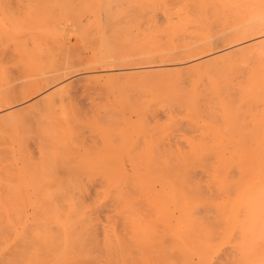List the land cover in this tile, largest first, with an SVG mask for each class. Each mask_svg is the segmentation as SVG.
I'll return each instance as SVG.
<instances>
[{
  "label": "bare ground",
  "instance_id": "bare-ground-1",
  "mask_svg": "<svg viewBox=\"0 0 264 264\" xmlns=\"http://www.w3.org/2000/svg\"><path fill=\"white\" fill-rule=\"evenodd\" d=\"M113 1L0 0V41L10 42L0 49V102L11 104L0 114V264H83L100 247L118 261L264 264V0ZM71 19L106 59H190L218 40L263 36L184 72L105 80L142 88L152 100L141 112L166 100L168 124L177 105L202 126L186 146L154 145L148 130L139 136L141 116L124 115L137 101L116 89V106L130 107L117 121L134 122L143 139L138 147L120 131L121 148L104 128L101 140L75 141L71 123L84 109L61 80L82 58L59 27Z\"/></svg>",
  "mask_w": 264,
  "mask_h": 264
},
{
  "label": "rangeland",
  "instance_id": "rangeland-1",
  "mask_svg": "<svg viewBox=\"0 0 264 264\" xmlns=\"http://www.w3.org/2000/svg\"><path fill=\"white\" fill-rule=\"evenodd\" d=\"M166 1L171 3V2H174L176 0H166ZM116 3H118V1L114 0L112 2L113 6H115ZM142 12L143 11H139L138 13L141 14ZM73 22H74L73 19L63 21L62 24H61V21H59V25H60L59 27H61L62 34L65 37V40L63 41V43H66L67 46L74 45V50L78 51V53H80L79 54L80 57L82 58V61H74V62H76V64L74 63V65H72L73 67H71V70H73V71L70 72V70H69L68 71L69 74L67 73V76L64 77V79L63 78H62V80L60 79L61 81L64 80V82L69 83V89L71 87L73 89H75V90L70 89V90H72V97L71 98H73V99H71V101H73V102L75 101L74 103H76L77 106L79 105L80 107H82V109H84L83 113H85V114H83L82 111L80 113H78L79 116L82 115L80 118L76 114L77 121L75 120V122L71 123L72 130L74 131V133L76 132V137L78 136L77 138L75 137V141L77 139H80L81 143H83L84 141L89 143L90 140L95 139V137H96V139L98 138L101 140L100 132L102 134L103 133L102 128H104V131L105 130L107 131L108 140L110 143H112V146L115 145L116 147L117 146L120 147V145H121V146H123L121 148L127 147V146H125V144H123V143H127V141L124 142V140L120 138L121 134H122V133H119L120 131L123 132V134L125 135V136L122 135V137H124L125 139H130L128 141H132V139H133V141L136 143V146H138V147H140L142 145L143 139L138 137V135H136L137 132H138V134L141 133L139 136L142 135L141 137H143V138L147 137L149 134H152L154 145H157L160 147H162V146H173V147H175V146H186L187 142H186L184 136H194L195 137L199 133V131L202 130V126L199 123H195V121L189 122L188 120L190 117H188V115H186V114H183L184 111H180L182 108L180 110H178V108H180V107L177 105L175 107V105L173 106V104H171L169 107H171V106L175 107L174 108L176 110V111H174L175 114H177L176 112H178V114L176 115L177 119L172 124H168V119H166L165 115H163L164 112L167 115V111L169 110V108L166 109V107L168 106V105L166 106V104H165V103H167L166 100H164V104L160 100L155 101V102H157V105L160 102L163 104V105H161V103L159 104L162 106L161 109H160L159 105L157 106L155 103H153L155 105H152V107L150 105L151 108L147 107L146 109H144L145 113H144V111L141 112L140 110H142V108H141L142 105H140V104L149 105V102H147V101L150 98L148 97L149 99L145 102L144 99H146L147 98L146 96H148V95H146L147 93L145 91H144V93H142L143 92V91H141L142 88H141V90L139 88V91H140L139 92L137 86H136L137 89L134 88L133 92H131L133 89L132 90L128 89L129 86L126 88H124V86H123L124 91L125 90L130 91V92L127 91L128 94L125 93L126 92L125 91L124 93L127 96H125V94H124V96L127 98L129 95H131V97H133L135 99L133 102L130 100L132 103H134L136 101L138 102L139 99H143L144 101H142V103H139V105L136 102L137 105L135 108L137 109V107L140 106L141 109L138 107L140 110L137 109V112L135 114H134V112L136 111V109L134 112L133 111H129V112L124 111V113H125L124 114L121 110H124V109L128 110V108L130 110L129 106L127 108V105H129V104H126V105L122 104L124 106V108L122 107V109L120 110L119 106L118 107L116 106L117 102H115L116 96L118 98V95H119V94L116 95L117 91L119 93V91L123 90V88L121 89L122 85L120 86V84L122 83V80L119 78V76L122 77L123 75L124 76L130 75V78H131V77H134L133 75L136 76V74L141 75L142 73H145V72H148V73L153 72V71L157 72V70H159V72H165V70H170L171 72H174V70L180 69L179 71L184 72L186 70L184 68L188 67L189 65H191L195 62H200L202 60L214 57L218 54H221L225 51L232 50V49H234L240 45H244L246 43H249L251 41L256 40L258 37L263 36V35H260V36L255 35V36H252L251 38L248 37L246 39H243V40H240L237 42H232V43H224L221 40H218V41H216V43H214V45H216V46L213 45L212 48L208 49V50L201 49L199 54L194 55L190 59L180 58L181 59L180 60V59H178V56H176L177 58L175 56L171 57L172 60L169 58H165V57H163V58L152 57V58H149V59H151V61H149L148 59H147L148 60L147 61V60H145V58L143 61L142 57H135V59H133V57H129V58L126 57L124 59H120V58H117L116 56H114V57H110L109 59H106L104 57H101L98 53H94V49L96 46L95 42L97 41L95 38H92V36H91L90 38H87V39H81L75 34V32L73 31V28L76 27V23L72 24ZM88 40H89V42H86ZM160 41H161V39H160ZM162 42H163V38H162ZM8 43H10V42H6V41L4 42L3 41L0 44V49L3 50V51H1V50L0 51L3 52L4 55L7 54V48H10V47H8L9 46ZM90 43H91V47H90ZM79 45L82 47V49ZM5 47H7V48H5ZM70 49H72V48L70 47ZM80 49L83 51H80ZM4 50H6V51L4 52ZM1 52H0V54H1ZM173 58H175V60ZM126 60H128V61H126ZM145 61H147V62H145ZM182 69L184 71H182ZM160 70H162V71H160ZM156 72H153V73H156ZM12 74L16 77L19 76V79L16 80L17 82L23 80L22 78H24V77L21 78V76H23V75H21L20 73L11 72V75ZM111 77L114 79L118 77L117 80H119V79L121 80L119 82L120 84H117V86H119V89L115 87L117 89V91H115L116 89H114V88L108 89L107 86H104V81L105 80L109 81V80H107L108 78H110V81L114 80ZM116 81H114V82H116ZM129 85H131V84H129ZM115 86H116V84H115ZM125 86H127V85H125ZM131 88H133V86H131ZM14 90L15 89H13L11 91L9 90L6 93V95H11ZM110 90L113 93H111ZM122 92L123 91L120 92V95ZM136 94H138V95H136ZM135 96H139V99L137 100ZM32 98H33V96L30 97V99H32ZM133 98H131V99L133 100ZM150 100H152V99H150ZM9 102H10V99L7 102H0V114L3 113L4 110L7 109L9 106H11V104H9ZM63 104L67 106V101L64 102ZM124 104H125V102H124ZM156 106L158 108H156ZM55 107H59V106L57 105ZM143 108H144V106H143ZM151 109H152V111H151ZM154 109L155 110L158 109V110H156V112H157V114H160V117H159V115L156 116L157 114H156ZM159 110H160V112H159ZM172 110H173V108H170L169 111H172ZM121 112L126 117L130 116V118L132 120L134 119L136 114L137 115L139 114V116H137V118H139L140 116H141V118L145 117L144 119H141V118L139 119L141 121V124L143 123V125H142L143 127L140 126L139 129H141V127H142L143 131L139 130L140 133H139V131L136 132V130L134 128L136 124L134 122L129 123L131 121V120H129L130 119L129 117H128L129 119L127 118V120H129V121H127V123L119 122V121H121V118L119 116L121 114ZM130 112L131 113L133 112V113L130 114ZM141 113H144V115ZM184 113H186V112H184ZM148 115L150 117V120H149ZM154 115L156 116L155 119L159 117L160 119L159 118L158 119L161 121V122L158 121V119H157V122L154 121V124L156 123V124H158V126L161 127L158 130H156L157 125L156 124L153 125L152 124L153 120L151 121V119ZM116 118H120V120L117 121ZM137 118H135V120ZM148 120L150 123L148 122ZM162 123L165 126L162 127ZM132 125L134 127H132ZM146 125H147V128L146 127L144 128V126H146ZM148 126L149 127L153 126V129L156 128L155 130H153L151 127V130L155 131V133H152L153 131L151 132L149 130L150 128L148 129ZM145 129H146V131L148 130V132H149V134H148V132H146V134H148L147 136L144 132ZM106 131L104 132V134H106ZM104 134H102L101 137ZM118 134H120V135L118 136ZM81 143H78L79 146L81 145ZM78 144H76L75 146L79 147ZM32 146L34 147V145H32ZM35 146H37V145H35ZM30 148H32V147H30ZM107 152H108L107 150H101L98 152V155H104V154H107ZM125 160H126V158L123 159V163L128 165V160H126V161ZM10 177L11 176H9V178ZM13 179L16 180L14 178V176H13ZM14 180L12 181V179H11L10 183H13ZM14 185H17V183H15ZM20 187H21V184H20ZM23 187H25V186H22V189L19 188L21 190L20 191L21 193H25V192H22V190H24ZM28 187H25V188H28ZM29 191H31V192H29ZM28 192H26V193L32 194V190H28ZM18 195H19V192H18ZM102 248H104V247H100V252L97 254L98 258L96 257L92 260H87L83 264H192L191 262L183 261L177 257H173V258L169 259L168 261H156V260L144 261V260H135V259L134 260L118 261L114 258L109 257L105 253H102Z\"/></svg>",
  "mask_w": 264,
  "mask_h": 264
}]
</instances>
